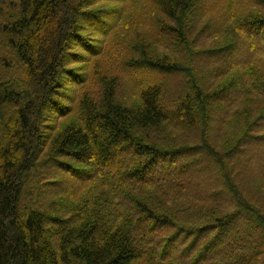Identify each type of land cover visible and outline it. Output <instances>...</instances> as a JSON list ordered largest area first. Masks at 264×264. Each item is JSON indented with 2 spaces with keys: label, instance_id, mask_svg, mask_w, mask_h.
I'll return each instance as SVG.
<instances>
[{
  "label": "trees",
  "instance_id": "16d2710c",
  "mask_svg": "<svg viewBox=\"0 0 264 264\" xmlns=\"http://www.w3.org/2000/svg\"><path fill=\"white\" fill-rule=\"evenodd\" d=\"M203 1L0 0V51L15 55L25 79L0 73V111L17 110L6 127L0 119V264H264V214L237 194L226 165L244 171L247 147L264 146V0H251L254 13L250 0H226L211 33L225 43L213 41L206 56L232 59L244 41L253 52L210 66L212 83L168 55L149 56L154 31L177 58L185 53L193 22L210 27L212 1ZM85 22L99 41L81 55L72 50ZM144 23L152 29L142 32ZM119 66L191 83L176 110L161 106L163 85L151 79L127 106L117 100Z\"/></svg>",
  "mask_w": 264,
  "mask_h": 264
},
{
  "label": "rangeland",
  "instance_id": "374dc122",
  "mask_svg": "<svg viewBox=\"0 0 264 264\" xmlns=\"http://www.w3.org/2000/svg\"><path fill=\"white\" fill-rule=\"evenodd\" d=\"M137 1H139L140 5H143L146 2V0H137ZM207 1L209 2H205V0L203 1L202 9L204 8V3H205V8H206V6L209 7V4H211V1H212V9L209 10L210 12L208 13V16L211 18L210 27L208 29H205L206 18L203 19L202 21L198 19V21L193 22L195 25L192 30V34L188 38L189 47L183 48V50H185L184 54H180V56H178L177 58L176 53L173 50L174 48L172 47V45L167 43V40L165 38L162 37V33L159 34V33H156V31H154L152 39H154V41L156 40L158 41L159 48L155 46L153 49H151L149 56L151 55V53L154 54V57H158V58H162V55H168L169 58L166 60L172 61L173 59H175L178 62L183 63V65H185V68H186V65H190V67L188 66V68H190V70L193 71V74H195V76H197L198 79H202L204 77L205 80L210 81V83H212L214 81H212L211 77H216V76H214L213 69L209 68L210 66H212L213 68H216V67L224 68L225 67L224 64L226 62L231 61L232 63V62H238L239 60H243L244 58L248 57L251 52H253L254 45L250 41L248 42V44H246V41L241 42L238 50L234 53L232 59H229V60H224L222 59L221 56L216 57V58L207 57L205 53H207L210 50L216 49L215 47H212L214 46L213 41H217L218 44L225 43V40L221 38L220 35L211 36L212 35L211 33L212 32L215 33V30L217 29V27L221 24L222 25L224 24V17L219 12H222L223 8L226 7L225 6L226 0H211V1L207 0ZM229 1H233V0H229ZM234 1L237 2L239 0H234ZM244 7H245V10L250 13H254L258 11V8L257 9L253 8L256 6L253 2H251V0L246 1ZM147 8H148V5L146 6V8L144 7V9H147ZM151 25L152 24L144 23L140 29L142 32H148L152 29ZM82 27L86 30L85 34H83L84 36V40H82L83 44L81 45L80 43H77L76 46H73V50H72L73 52L81 53V55H83L85 51V49L82 48L84 46V43L86 42L93 43L91 42L92 41L91 39L97 40V38L99 37L93 34V31H92L93 29L90 28V26H88L86 22L82 24ZM125 33L128 35V37H133L130 33H127L126 31ZM149 33H152V32H149ZM158 35H159V38H158ZM258 41H259L258 43L260 44L259 38H258ZM139 47H141V45ZM224 49L225 48L223 47L222 50ZM187 53H193L195 57L192 59H189L188 57L187 59ZM14 56L15 55H13L12 52L10 53L6 49H3L0 51V60L2 59L0 62V64H2V68L0 67V73L3 72V70L5 72L6 70V72L9 73L7 74V80L9 79H11L10 81L23 80L25 82V79L23 76V68L17 65L18 61H17V58H15ZM9 66L11 67L15 66V67L12 68V70H10ZM115 66L116 65H114L113 68H115ZM79 67H80L79 64H73V65H70L67 69L68 71L70 70L77 75L79 73L77 72L76 69ZM195 70L198 72H194ZM105 71L109 72L106 68H105ZM186 71H188V69H186ZM118 72H119V75H118L119 88L117 89L118 91L117 100L121 103L127 104V106H134V105L139 104L140 102L138 100L139 99L138 97L139 89L137 88V85L141 83L142 80L144 79L146 81H150L151 79L152 83L163 85V97L161 99V106L165 108L166 110H176L177 108H175V106L179 103L181 93L182 92L184 94L187 93V83L189 82L191 83V81H189V78H188L189 74H185V73L183 74L174 73L173 75H166L163 73L161 74L159 72H153L151 74H148V73L146 74L142 72L140 73V75L138 74L135 76H131V73L126 71V69H124L123 66H119ZM144 75H148L149 77L147 76L146 78H144ZM1 80L3 79H1L0 77V81ZM204 82L205 81L203 80L202 83L204 84ZM63 87L68 89V93L71 95L74 86L70 82V78L68 77L64 78ZM62 93L65 95L64 90L62 91ZM64 105L65 106L67 105L69 107V103L67 101H63V104H60V107ZM16 111L17 110L12 107H8L0 111V119H3L2 120L4 124L3 126L6 127L7 124L8 125L10 124L9 120H11L12 115H15ZM46 114L48 116L46 120L50 121L54 113L50 112V110H47ZM73 117L74 116L65 118L64 120L60 122V124L62 125V124L71 122ZM54 120L55 119H52L51 122L49 123L50 129H52L55 126ZM0 133H1L0 135L1 137L2 136L1 128H0ZM153 135L156 136L155 133ZM223 140L224 139H221L220 143H223L224 142ZM248 148H249L248 154L242 158L243 162L241 164V167L244 168V171L236 167L237 165L236 162H233L231 165L230 163H227L226 165L228 167H231L232 165L235 166L234 169H235L236 174L234 176V180H235V184L237 185L240 194L237 193V191L236 193L240 195V197L242 196V198L248 201V203L254 205V207H256L260 212L264 214V176H263L264 162L258 163L256 161L257 163L253 165H250L249 164L250 162H248V160H254L255 155L264 156V146H259V147L251 146V148L247 147V150ZM221 154H225V149L221 150ZM167 177H169L170 179L176 176L169 173ZM175 180H176L175 183L177 185L182 184V179L179 180V178H176ZM245 180H248L247 185H245L246 184ZM247 186L249 188H247ZM253 186H255V188ZM184 187L186 188L188 192L192 191V187H189V185H186ZM145 260H143V262L139 264H147V261Z\"/></svg>",
  "mask_w": 264,
  "mask_h": 264
}]
</instances>
